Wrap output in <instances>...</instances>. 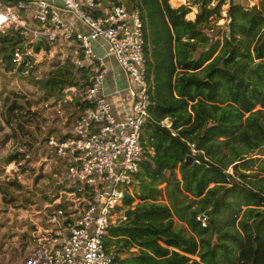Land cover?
I'll use <instances>...</instances> for the list:
<instances>
[{
    "label": "trees",
    "instance_id": "obj_1",
    "mask_svg": "<svg viewBox=\"0 0 264 264\" xmlns=\"http://www.w3.org/2000/svg\"><path fill=\"white\" fill-rule=\"evenodd\" d=\"M225 1L198 0L190 20L186 4L128 0L144 26L151 106L141 136L144 160L134 193L124 200L128 219L113 225L106 240L116 252L111 264H264V0L249 9L247 0H230L226 26L209 34L205 23L222 17ZM22 39L14 29L0 33L6 68L15 67ZM68 66L49 79L60 92L79 80L89 84L87 68L75 71V82H61L59 75H71ZM23 96L12 91L2 100L0 128L9 127L14 140L25 134L21 119L31 111L23 108ZM166 119L170 128L162 124ZM184 139L205 149L208 159L189 161ZM28 158L18 150L6 163ZM163 183L170 205L158 201ZM174 214L193 235L175 227ZM199 215L207 216V226Z\"/></svg>",
    "mask_w": 264,
    "mask_h": 264
},
{
    "label": "built area",
    "instance_id": "obj_2",
    "mask_svg": "<svg viewBox=\"0 0 264 264\" xmlns=\"http://www.w3.org/2000/svg\"><path fill=\"white\" fill-rule=\"evenodd\" d=\"M60 2L73 20H64L60 6L49 0H0V33L14 29L23 36L12 57L15 68L31 64L39 44L63 42L81 50L74 64L91 72L89 84L67 86L55 104L57 114L75 99L85 107L69 136L47 140L48 154L66 165L69 185L34 211L38 218L32 220L31 240L40 256L33 264H111L116 252L107 249L106 240L113 225L128 219L124 200L144 160L141 136L151 106L144 26L138 8L112 0ZM100 41L126 74L132 107L123 119L112 114L102 92L108 69L96 50ZM162 124L171 126L168 119ZM184 140L192 162L208 159L205 149ZM17 167L6 165V173L17 174ZM197 219L207 226V216Z\"/></svg>",
    "mask_w": 264,
    "mask_h": 264
},
{
    "label": "rangeland",
    "instance_id": "obj_3",
    "mask_svg": "<svg viewBox=\"0 0 264 264\" xmlns=\"http://www.w3.org/2000/svg\"><path fill=\"white\" fill-rule=\"evenodd\" d=\"M115 1L130 6L128 0ZM197 1L198 0H172V4L175 7L183 4L190 6L192 8V11L187 15V18L193 20L195 19L198 10ZM229 1L230 0H226V3L222 6L221 18L213 16L211 17V20L205 23V29L209 34L210 32L215 33L218 30H223L226 26ZM259 1L260 0H248L245 3H249V8L250 6L258 4ZM217 3L218 0H214L212 6H215ZM47 45L48 44H45V46ZM3 60L4 59L2 53H0V98L4 95L7 96L12 91L19 92L20 94L24 95V100L21 101L23 108L25 109V111H28V109L30 108L31 111H28L30 112L27 114L28 116L25 115L21 119L25 124V134H20L19 139L16 138L14 140V137L11 136L12 131L7 126L3 131L0 132V197L2 201L0 203V264H33V262H36V260L38 259V256H40V252L39 249H37V245L31 240L32 226L31 222H29V216L32 213L31 211L40 209V206L43 202H52L61 191L65 190L68 187L69 182L65 180L67 169L62 159H59V163L55 162L53 158L55 156H51L47 152V160L49 159L48 169H46L44 166V164L47 162L45 161L43 163V161L41 160V157L44 156V152H41L46 148V139L44 137L45 129L43 128V126H46L45 121L47 119L43 118V113L40 112L42 110L41 108H44L42 106H44L43 104L46 100L45 94L43 93V88H41L37 84L36 80L47 79L48 77H50L52 71L50 69H47V66L43 69L41 68V70H39V68L34 69L33 67H31V64L25 66L23 69L18 68L16 71H14V67L10 69L6 68ZM10 70H12L13 72H9ZM64 70L65 69H63V71ZM66 70L71 75L67 77H62V75H59L61 82H65V80L67 82H75V71H82L73 65L68 66ZM49 85H51V87L55 89L56 93L59 96H63V92L59 91L61 85L53 80L49 82ZM26 96H28L29 98ZM32 107H35V109H32ZM16 142L19 143L16 144ZM18 150L27 151L29 155L28 160L22 162V165L24 167L18 164L17 174H15L14 172H11L10 174L6 173L5 166L8 165L6 163L7 157L9 156V154L14 153ZM39 153H41V155ZM254 157H257V155H254ZM232 169L233 168L231 166L229 170H231L232 172ZM61 174L64 176L63 178H61ZM37 176L40 177L36 182ZM177 177L179 179L181 178V174L178 169ZM12 179H14L15 181H19L22 184V187L18 189L12 186L10 183ZM42 179L43 181H47L45 183L43 182V186L45 188L51 187L53 185H55L56 187L51 192L49 191L43 194L42 198L39 199V197H37V193H34V190L26 188L33 184L37 185V183ZM160 187L163 189V192L159 196L158 201L170 205V196L168 191L166 190V183H163ZM134 190L135 188L132 187L129 192L134 193ZM184 194L188 197L189 200L195 199V197H193V195L188 192L184 191ZM139 201V199H136L133 205H135ZM20 210L25 211L23 215H20L22 218L20 221L23 222L21 224H26V226H28V229H25L22 233L18 231V229H20L19 227L21 226L18 225L19 221H17L16 223V220H18L16 215L20 213ZM13 219L14 221L11 222ZM173 220L175 227L184 229V231L188 235H193V232L191 231L189 225L186 222L181 221L176 214L173 215ZM107 249L109 250V247ZM193 258L198 257L193 256Z\"/></svg>",
    "mask_w": 264,
    "mask_h": 264
},
{
    "label": "crops",
    "instance_id": "obj_4",
    "mask_svg": "<svg viewBox=\"0 0 264 264\" xmlns=\"http://www.w3.org/2000/svg\"><path fill=\"white\" fill-rule=\"evenodd\" d=\"M52 1L53 3L57 4L60 6V14L62 16V18H64V20L66 21H70L74 19V16L71 12L66 11L65 9L62 8L61 6V2L60 0H49ZM79 27L81 29H85V26L83 24H79ZM45 44L47 43H41L39 44L36 48H38L37 50V55L35 56V58H31V67H33L34 69H38L41 70V68H46L50 69L52 71V73H56L57 70L60 67H64L66 65H74V60L75 58L81 57L82 56V52L81 50L73 43H68L65 44L63 42L60 43H56V44H48L47 46H45ZM96 50L98 52V54H100L103 57V60L106 64V67L108 69V73L105 77V83H104V87H103V95L106 97V99L110 102L111 106H112V114L118 118V119H123L125 118V116L129 113V111L131 110L132 107V101L129 97L128 91L126 89V84H127V78H126V74L123 71V69L119 66V64L117 63L116 59L114 56H112L111 54H109L108 52V46L105 42H97L96 43ZM39 55V56H38ZM39 58H38V57ZM43 60V61H42ZM2 61V60H1ZM40 62V63H39ZM51 67V68H50ZM24 68V67H23ZM18 68L14 67V71H16ZM9 72H13L12 70H10ZM88 79L90 81V77H91V72H88ZM51 74L50 77H48V79L51 78ZM76 76H79L78 73L76 74ZM81 83L86 82L85 80H79ZM84 85H86L84 83ZM43 93L45 94V103L43 104L44 108H41V112L43 113V118H46L47 120L46 122V126H43V128L45 129V149L44 151H42L41 153L44 152V156L41 157V160L43 161V163L46 161L47 163L44 164L45 168L48 169V164H49V159L47 160V152H48V146H47V140L51 135H56V136H60V137H67L72 133L74 124L76 119L80 116V114L83 111V107L85 106L84 103H81L79 100L75 99L73 101L68 102L67 104L64 105L63 107V112L62 114H57L56 110H55V104L58 102L59 99H61V95L59 96L55 89L54 90H50L48 93H45L43 91ZM62 94V93H61ZM6 95L2 96L0 98V122L2 121V117H1V111H2V100ZM28 97V96H26ZM29 98V97H28ZM28 103V102H27ZM49 103V107L45 109V104ZM33 106V105H32ZM38 106V105H37ZM32 109H35V107H32ZM6 128V126L2 129L0 128V132L3 131ZM41 153H39L41 155ZM52 160V159H51ZM60 161H58L59 163ZM63 163V161H62ZM54 164V163H53ZM56 175V174H54ZM64 176L61 174V178H63ZM60 178V179H61ZM59 179V181H60ZM46 180V179H44ZM66 180V178H65ZM58 181V180H57ZM47 181H43L40 180V182L37 183V185L33 184L31 186H29L26 189H30V190H34V193H37V197H39V199L42 198V195L47 193V192H51L56 186L53 185L51 187H47L45 188L43 185L44 183ZM56 182V181H55ZM55 184V183H54ZM29 185V184H27ZM1 197H0V203H1ZM32 209V207H31ZM20 213L17 216L19 221L18 225H21L18 229V231H20L21 233L25 230L28 229V226H26V224H21L23 222H21L20 220L22 219L20 215H23L25 213V211H19ZM32 213L29 216V222H31V226L33 224V219H37L38 215L37 212L35 213L34 211H31ZM29 213V210H28ZM14 219L11 221L13 222ZM33 227V226H32ZM32 230V229H31Z\"/></svg>",
    "mask_w": 264,
    "mask_h": 264
},
{
    "label": "water",
    "instance_id": "obj_5",
    "mask_svg": "<svg viewBox=\"0 0 264 264\" xmlns=\"http://www.w3.org/2000/svg\"><path fill=\"white\" fill-rule=\"evenodd\" d=\"M48 81H49L48 78H47V79H37V80H36L37 84H38L41 88H43V89L45 90V93H48V92L50 91V89H49L48 86H47ZM187 159H188L189 161H192V157H191V156H188Z\"/></svg>",
    "mask_w": 264,
    "mask_h": 264
}]
</instances>
